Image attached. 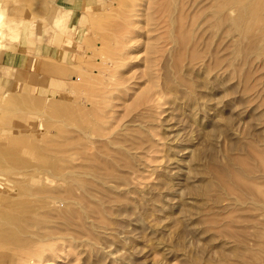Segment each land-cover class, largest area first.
Here are the masks:
<instances>
[{
    "label": "rangeland",
    "instance_id": "374dc122",
    "mask_svg": "<svg viewBox=\"0 0 264 264\" xmlns=\"http://www.w3.org/2000/svg\"><path fill=\"white\" fill-rule=\"evenodd\" d=\"M13 1L0 0V11L5 14L0 20V264H264V47L260 41L255 39L254 45L249 39L257 32L258 16L264 17V3L257 0L262 4L261 14L260 4L251 2L254 7L258 4L255 14L253 9L250 12L253 6L249 7V0H232L231 10L236 11H228L233 21L232 45L220 43L226 44L224 50L219 44L217 62L208 53L210 45L201 53L206 45L202 41L196 49L192 41H199L208 24L222 17L223 11H215L222 0H193V6L185 8L182 3L189 0ZM241 6L250 11L245 15ZM62 11L69 12V21L68 28L61 31L54 19ZM255 15L258 20L253 21ZM251 23L254 31L248 29ZM259 23L261 20L260 28L264 21L261 26ZM219 25L217 32L222 35L224 26ZM245 27L247 30L242 29ZM247 31L254 33L247 36ZM183 37L187 44L181 41ZM229 46L231 51L227 52ZM190 47L199 51L191 54V60L189 54L194 49ZM182 51L188 63L184 57L180 56L182 61L177 57ZM58 52L63 53L62 58ZM198 53L206 61L198 59ZM221 55L228 60L223 62ZM173 59L175 64L180 60L183 69L181 65L174 68ZM83 127H88L86 140L90 144L87 153L82 144L78 146L84 151L80 155L97 166L102 165L100 151H105L101 149L105 139L127 129L133 134L130 139L135 141V151L120 146L124 161L108 171L119 179L112 183L96 180V184L84 187V176L79 174V187L83 188L71 184L69 178L76 175L74 164L83 161V157H72V138L81 140ZM134 135L137 138L133 139ZM240 159L254 170L249 181L248 175L240 172ZM211 170H223L229 176L221 173L219 177L220 172L213 175ZM238 173L254 186L253 193H243L247 204L236 202L235 193L231 195L235 188L230 186V174ZM47 175L51 180L45 178ZM222 176L230 184L226 186L231 196L226 189L221 190L224 186L218 187ZM70 192L72 200L68 202ZM53 193L68 197L61 195L62 203L51 204L47 196ZM79 195L85 196L84 201ZM52 225L47 232L56 233L52 240L57 241L36 239L44 234L43 227ZM40 231L44 232L40 235Z\"/></svg>",
    "mask_w": 264,
    "mask_h": 264
},
{
    "label": "bare ground",
    "instance_id": "6f19581e",
    "mask_svg": "<svg viewBox=\"0 0 264 264\" xmlns=\"http://www.w3.org/2000/svg\"><path fill=\"white\" fill-rule=\"evenodd\" d=\"M9 1V0H8ZM16 1V0H15ZM15 1H13L14 2V4H15ZM104 1V0H103ZM103 1H101V2H103ZM158 1H160V0H158ZM186 1V0H185ZM195 1H198V0H195ZM220 0H218V2H219ZM238 1V0H237ZM250 1V3L253 1V0H249ZM257 1V0H256ZM19 2V1H18ZM20 2H21V0H20ZM24 2V1H23ZM193 2V0H191V2H190V0L189 1H187L186 3L183 1V8H185L186 6H188V5H190L191 4V6H193V4L195 3H192ZM216 2H217V0H216ZM217 2V3H218ZM239 2H242L241 4H244V2L243 1H239ZM238 2V3H239ZM261 2H263L264 3V1L263 0H261ZM17 3V2H16ZM220 4H217L216 5V7L215 8H217V10H215V11H217V12H221V11H223V13L224 14H221L222 15V17L220 18V19H215L214 21H212V22H210L207 26H208V28L207 29H205V31H203L201 34H199V33H197V34H199V36L200 37H198V39H199V41H195V42H193L191 39H188V40H191L192 41V43H193V45L192 46H195L196 47V49H197V47H198V45H200L201 44V42L202 43H204V45H206L204 48H201V46H200V48L201 49H203V50H200V52L202 53L203 51L204 52H206L207 50H208V53H209V55H212L213 57H215V61H217L218 62V58L220 57L219 55V52H220V45L222 46V44H220V43H222V42H226L227 44H228V42H230L231 41V39H232V30H231V24H232V18L230 17V14L231 13H229L228 11L230 10L231 12L233 11V12H235L236 13V11H234L235 9H233V10H231V6L233 5L232 4V0H222V1H220L219 2ZM234 3V2H233ZM247 3V5L249 4V2L247 1L246 2ZM252 3H256L255 2V0H254V2H252ZM251 3V5L249 6V7H252L253 6V8H246V6H245V8H246V12H247V10L248 11H250V12H252V9L254 10V9H256L257 8V5L258 4H260V2L258 3V1H257V5H255V7H254V5ZM120 4V3H119ZM118 4V5H119ZM160 4V3H159ZM216 4V3H215ZM240 4V5H241ZM121 5H122V3H121ZM120 5V6H121ZM239 5V6H240ZM108 6V5H107ZM181 6V5H180ZM243 6V5H242ZM241 6V7H242ZM181 7V8H182ZM207 7H209V6H207ZM212 7V6H211ZM233 7V6H232ZM244 7V6H243ZM243 7H242V10H243ZM264 7V6H263ZM259 9L260 8H262V4H260L259 5V7H258ZM257 8V9H258ZM16 9V8H15ZM160 9V8H159ZM190 10H191V8H189ZM188 9V10H189ZM241 9V8H240ZM256 9V10H257ZM264 9V8H263ZM49 10V9H48ZM71 10V9H70ZM152 10V9H151ZM181 10V9H180ZM183 10V13H184V11H185V9H182ZM212 10V9H211ZM262 9H260V10H258L259 12L261 11ZM59 11H60V9H59ZM239 11V10H238ZM244 11V10H243ZM257 11V12H258ZM264 11V10H263ZM262 11V12H263ZM245 12V11H244ZM246 12H245V15H246ZM250 12L248 13V15L250 14ZM259 12H258V15H259ZM262 12H260L261 14H262ZM187 13V12H186ZM216 13V12H215ZM215 13H213V14H215ZM253 13H255V14H257L256 13V11L254 10V12ZM252 13V14H253ZM264 13V12H263ZM59 14V13H58ZM130 14V13H129ZM195 14V13H194ZM202 14V13H201ZM217 14V13H216ZM234 14V13H233ZM252 14H250L249 16H251L252 17ZM92 15V14H91ZM182 15V14H181ZM180 15V16H181ZM217 15H219V14H217ZM217 15H215V16H217ZM220 15V16H221ZM232 15V14H231ZM238 15V14H237ZM241 15V14H240ZM244 15V14H243ZM257 15V16H258ZM93 16V15H92ZM129 16V15H128ZM192 16V15H191ZM214 15H213V17H215ZM254 16V15H253ZM256 15H255V18L253 19V21H256L255 19H257L258 20V18H256L257 17ZM262 16H264V15H262ZM130 17V16H129ZM174 17V16H173ZM196 17V16H195ZM195 17H193L192 19H195ZM211 17V16H210ZM247 18H249L248 16H246ZM245 17V18H246ZM258 17H260V19L258 20V21H256L255 23L257 24V28H256V30L254 29V25H253V23H251V24H249V28L248 29H250V30H255V31H257L256 33H254V32H251L250 31V33L251 34H249V32L247 31V36H252V33H254L253 34V37H254V39H253V37L251 38H249V39H252L253 41V44L255 43L254 42V40L256 39L257 41H260L261 42V44L263 45V47H264V23L262 24V22L264 21L263 19H264V17H262L261 18V16H258ZM4 18H5V14L3 13V12H1L0 11V20H4ZM179 18V17H178ZM180 19V18H179ZM184 19V18H183ZM208 19H210V18H208ZM237 19V18H236ZM45 20V19H44ZM55 21H54V25L59 29V30H65L66 28H68V21H69V12H61L58 16L56 15V17H55V19H54ZM261 20V24L263 25V26H261V24H260V28L258 27V22ZM263 20V21H262ZM23 21V20H22ZM179 21V20H178ZM192 21V20H191ZM194 21V20H193ZM193 21H192V23H193ZM232 21V22H231ZM241 21V20H240ZM125 22V21H124ZM185 22V21H184ZM195 22V21H194ZM197 22V21H196ZM207 22V21H206ZM209 22V21H208ZM207 22V23H208ZM17 23V22H16ZM71 23V22H70ZM154 23V22H153ZM172 23V22H171ZM170 23V24H171ZM191 23V24H192ZM204 23V22H203ZM202 23V24H203ZM220 23H222V25L224 26V28H223V30H222V35L219 33V32H217L221 27V25H219ZM231 23V24H230ZM249 23H250V19H249ZM254 23V24H255ZM1 24H3V23H1ZM0 24V25H1ZM11 24V23H10ZM15 24V23H14ZM242 24H243V21H242ZM255 24V25H256ZM16 25V24H15ZM196 25V24H195ZM17 26V25H16ZM150 26V25H149ZM181 26V25H180ZM206 26V25H205ZM204 26V27H205ZM206 26V27H207ZM242 26H245V24L244 25H242ZM172 27V26H171ZM195 27V26H194ZM203 27V26H202ZM246 27H248V26H246ZM246 27L245 28H242V29H245V30H247L246 29ZM253 29H252V28ZM256 27V26H255ZM191 28V27H190ZM197 27H195V29H196ZM259 28V29H258ZM184 29V28H183ZM234 29V28H233ZM258 29V30H257ZM189 30V29H188ZM244 30V31H245ZM179 31H180V29H179ZM178 31V32H179ZM243 31V32H244ZM44 33V32H43ZM191 33V32H190ZM181 34V33H180ZM249 34V35H248ZM121 35V34H120ZM188 35V34H187ZM244 35H245V32H244ZM174 36V35H173ZM181 36V35H180ZM184 36L186 37V33L184 34ZM246 36V37H247ZM189 37V36H188ZM235 37H237V36H235ZM242 37V36H241ZM244 37V36H243ZM256 37V38H255ZM18 38V37H17ZM195 38H197L196 37V34H195ZM161 40V39H160ZM186 40V38H184L183 37V40H181L182 42H185V44H187L186 42H188V41H185ZM196 40V39H195ZM243 40V39H242ZM68 41H69V39H68ZM191 41H190V44H191ZM256 41V42H257ZM198 42V44H195V43H197ZM205 42H206V44H205ZM242 42V41H241ZM247 42H249V41H247ZM252 42H251V44H252ZM65 43V42H64ZM181 43V42H180ZM240 43V42H239ZM244 43H245V41H244ZM190 44L188 43V45L190 46ZM220 44V45H219ZM229 44H231L232 45V43L230 42ZM256 44V43H255ZM254 44V45H255ZM261 44L259 43V45H258V43H257V45H258V47L259 46H261ZM207 45H210V47L206 50V47H207ZM219 45V46H218ZM234 45V44H233ZM180 46H181V44H180ZM189 46H186V47H189ZM223 46H224V48H223ZM222 46V49H224L225 50V47H226V44L225 45H223ZM252 47H254L253 45H251ZM124 47V46H123ZM182 47V46H181ZM258 47H256V48H258ZM191 49H194V47H190ZM199 48V49H200ZM231 48H232V46H231ZM181 49V48H180ZM191 49L189 50V52L191 51ZM222 49H221V51H222ZM253 49H255V48H253ZM263 49V48H262ZM177 50V49H176ZM183 50V49H182ZM187 50V49H186ZM188 50H187V52H188ZM206 50V51H205ZM227 52L230 50L231 51V49H230V46L229 47H227ZM178 51V50H177ZM195 51H197V50H192V53H188L190 56H191V58H190V60L192 59V56L193 55H191V54H193V53H196ZM261 51V50H260ZM197 52H199V51H197ZM264 52V51H263ZM183 53V54H182ZM121 54V53H120ZM178 54V53H177ZM181 54V55H180ZM177 57H179V59L182 61V59H183V57H184V60H186L187 58H185V55H184V51H182L181 53H180ZM205 54V53H204ZM221 54H224L223 53V51L221 52ZM228 54H230V53H228ZM103 55V54H102ZM195 55H197V58L199 57L200 59H202V61H206L204 58V56H202V57H204V58H201V56H199V53L198 54H195ZM207 55V54H206ZM57 56L58 57H60V58H62L63 57V53H61L60 54V52H58L57 53ZM93 56V55H92ZM166 56V55H165ZM180 56H182L181 58H180ZM187 56V55H186ZM208 56V55H207ZM206 56V57H207ZM219 56V57H218ZM222 56V58H223V55H221ZM248 56V55H247ZM118 57V56H117ZM173 57H175V56H173ZM230 57V56H229ZM228 56L226 57V58H229ZM44 58V57H43ZM196 58V57H195ZM198 58V59H199ZM222 58H220V60H219V62H221V59ZM225 58V57H224ZM222 59L223 60V62H224V60L225 59ZM97 59V58H96ZM113 59V58H112ZM175 59H177V58H175ZM189 59V58H188ZM186 60V62L187 61H189V60ZM196 60V61H198L199 62V60ZM204 59V60H203ZM213 59V58H212ZM103 60V59H102ZM109 60V59H108ZM179 60V61H180ZM195 60V59H194ZM207 60H208V57H207ZM226 60H228V59H226ZM225 60V61H226ZM230 60V59H229ZM173 61H175L174 59L172 60V62ZM178 61V62H179ZM254 61V60H253ZM45 62V61H44ZM105 62V61H104ZM103 62V63H104ZM107 62V61H106ZM116 62V61H115ZM178 62H177V60H176V64H175V62H173L174 64L173 65H176V67L175 66H173L174 68H179L180 67V65L182 64V63H180L179 65H178ZM185 62V61H184ZM192 62V61H191ZM191 62H189V66H190V64H191ZM208 62V61H207ZM231 62V61H230ZM252 62V61H251ZM47 63V62H46ZM101 63V62H100ZM110 64H112L113 65V60H111L110 59V62H109ZM188 63V62H187ZM211 63H212V60H211ZM226 63V62H225ZM253 63V62H252ZM47 64H49V63H47ZM81 64V63H80ZM116 64V63H115ZM169 64V63H168ZM197 64V63H196ZM199 64H201V63H198L197 65H199ZM45 65V64H44ZM58 65V64H57ZM182 65H184V64H182ZM182 65H181V69H183V67H182ZM202 65V64H201ZM212 65H213V68H214V61H213V63H212ZM211 65V66H212ZM227 65H229V67H230V65H231V63H229V64H227ZM243 65V64H242ZM263 65V64H262ZM48 66V65H47ZM51 66V65H50ZM65 66V65H64ZM107 66V65H106ZM116 66V65H115ZM185 66H187V65H185ZM204 66V65H203ZM218 66H219V64H218ZM232 66V65H231ZM239 66V65H238ZM244 66V65H243ZM114 67V66H113ZM194 67V66H193ZM192 67V68H193ZM224 67V66H223ZM226 67V66H225ZM228 67V66H227ZM262 67V66H261ZM108 68V67H107ZM184 68H186V67H184ZM195 68V67H194ZM212 68V67H211ZM216 68V67H215ZM220 68V67H219ZM240 68H242V67H240ZM249 68V67H248ZM170 69H173V68H170ZM181 69H180V72H181ZM198 69V68H197ZM221 69H222V67H221ZM227 69V68H226ZM225 69V70H226ZM246 69V68H245ZM244 69V70H245ZM51 70H53V69H51ZM107 70V69H106ZM105 70V71H106ZM113 70V69H112ZM111 70V71H112ZM169 70V69H168ZM177 70H179V69H177ZM177 70H176V72H177ZM188 70V69H187ZM215 70V69H214ZM217 70V69H216ZM224 70V69H223ZM228 70V69H227ZM226 70V71H227ZM229 70H230V68H229ZM247 70H249V69H247ZM46 71V70H45ZM54 71V70H53ZM52 71V72H53ZM110 71V70H109ZM183 71V70H182ZM194 71V69H192V72ZM207 71V70H206ZM212 71V73H213V70H211ZM256 71V70H255ZM259 71H260V69H259ZM51 72V71H50ZM113 72V71H112ZM170 72V71H169ZM187 72H189V71H187ZM217 72V71H216ZM219 72V71H218ZM258 72V71H257ZM54 73V72H53ZM107 73V72H106ZM177 73H179V71L177 72ZM182 73V72H181ZM181 73H179V75L181 76L182 74ZM211 73V72H210ZM248 73V72H247ZM246 73V75H248ZM28 74V73H27ZM57 74H59L58 72H57ZM56 73H54V75H57ZM114 74V73H113ZM174 74H176V73H174ZM208 74V73H207ZM214 74V73H213ZM217 74V73H216ZM254 74H256V73H254ZM104 75V74H103ZM177 75V74H176ZM210 75V74H209ZM231 75V74H230ZM245 75V76H246ZM57 76H60V74L59 75H57ZM76 76V75H75ZM98 76V75H97ZM96 76V77H97ZM167 76V75H166ZM178 76V75H177ZM176 76V77H177ZM179 76V78H181L182 79V76L180 77ZM245 76H244V79H245V81H247V79H248V76H246L247 77V79L245 78ZM28 77V76H27ZM107 77V76H106ZM110 77H112V75L111 74H109V78ZM213 77V76H212ZM250 77V76H249ZM169 78V77H168ZM178 77L177 78H175L176 80L177 79H179ZM95 79V78H94ZM112 79V78H111ZM170 80V79H169ZM180 80V79H179ZM183 80V79H182ZM182 80H180V81H182ZM80 81V80H79ZM208 81V80H207ZM169 82V81H168ZM212 82V81H211ZM215 82V81H214ZM82 83V82H81ZM181 83H183V82H181ZM186 82L184 81V83L183 84H185ZM190 83V82H189ZM188 83V84H189ZM205 83V82H204ZM244 82H242V84H243ZM85 84V83H84ZM178 84V83H177ZM187 84V85H188ZM194 84V83H193ZM201 84H203V83H201ZM215 84V83H214ZM178 85H180V84H178ZM182 85V84H181ZM190 85V84H189ZM196 85V84H195ZM198 85V84H197ZM184 86V85H183ZM189 87V86H188ZM164 88V87H163ZM162 88V89H163ZM166 88V87H165ZM185 88H186V86H185ZM169 89V88H168ZM167 89V90H168ZM174 89V88H173ZM177 89V88H176ZM184 89V88H183ZM182 89V90H183ZM171 91L173 92L174 90H172L171 89ZM146 92V91H145ZM148 93H150L151 94V92H148ZM174 93V92H173ZM209 93V92H208ZM166 94V93H165ZM164 94V95H165ZM181 94V93H180ZM196 94V93H195ZM88 95V94H87ZM156 94H154V96H155ZM159 95V94H158ZM163 95V96H164ZM76 96V95H75ZM95 96V95H94ZM92 98H93V96H91ZM140 97V96H139ZM144 97V96H143ZM167 97V96H166ZM192 97V96H191ZM89 98V97H88ZM92 98H89V99H92ZM145 98V97H144ZM141 99V98H140ZM146 99V98H145ZM149 99V98H148ZM97 100V99H96ZM147 100V99H146ZM190 100V99H189ZM192 100V99H191ZM98 101V100H97ZM193 101V100H192ZM191 101V102H192ZM211 101V100H210ZM82 102V101H81ZM84 102V101H83ZM99 102V101H98ZM144 102V101H143ZM87 103V102H86ZM185 103V102H184ZM52 104V103H51ZM83 104V103H82ZM197 104V103H196ZM201 104V103H200ZM47 105V104H46ZM89 105V104H88ZM141 105V104H140ZM76 106H78V105H76ZM95 106V105H94ZM98 106V105H97ZM101 106V105H100ZM193 107H194V105H192ZM54 107V106H53ZM90 107V106H89ZM88 107V108H89ZM91 107H93V106H91ZM91 107H90V109H91ZM196 107V106H195ZM200 107V106H199ZM72 108V107H71ZM85 108H86V106H85ZM191 108V107H190ZM94 109V108H93ZM99 109V108H98ZM154 109V108H153ZM200 109H202V108H200ZM43 110V109H42ZM52 110V109H51ZM58 110V109H57ZM81 110V109H80ZM92 110V109H91ZM103 110V109H102ZM193 109H191V111H192ZM197 110V109H196ZM54 111V110H53ZM145 111V110H144ZM209 111V110H208ZM56 112V111H55ZM77 112V111H76ZM96 112V111H95ZM99 112H101V111H99ZM141 112V111H140ZM81 113V112H80ZM138 113V112H137ZM195 113V112H194ZM36 114V113H35ZM47 114V113H46ZM84 114V113H83ZM92 113H90V115H91ZM59 115V114H58ZM95 115V114H94ZM140 115V114H139ZM195 115V114H194ZM85 117V116H84ZM134 117V116H133ZM136 117H138L139 118V116H135V118ZM85 119V118H84ZM134 119V118H133ZM137 119V118H136ZM29 120V119H28ZM27 120V121H28ZM66 120V119H65ZM86 120V122H87V119H85ZM84 120V121H85ZM89 120V119H88ZM26 121V120H25ZM26 121V122H27ZM30 121H32L31 119H30ZM43 121V120H42ZM59 121V120H58ZM92 121V120H91ZM94 121V120H93ZM81 122H83V120L81 121ZM86 122H84V123H86ZM90 121H88L87 123H89ZM97 122V121H96ZM134 122V121H133ZM29 123V122H28ZM84 123H80L81 125H83ZM86 123V124H87ZM92 122H90L89 124H91ZM100 123V122H99ZM210 123H211V121H210ZM79 124V125H80ZM96 124H98V123H96ZM101 124V123H100ZM99 124V125H100ZM30 125V124H29ZM63 125V124H62ZM92 125H93V123H92ZM94 125H95V121H94ZM83 126H85V125H83ZM97 126V125H96ZM95 126V127H96ZM136 126V125H135ZM33 127V126H32ZM79 127H81V126H79ZM93 127V126H92ZM123 127V126H122ZM169 127H170V125H169ZM90 128V127H89ZM131 128V127H130ZM135 128V127H134ZM43 129V128H42ZM149 129H150V127H149ZM170 129V128H169ZM172 129V128H171ZM46 130V129H45ZM78 130H79V128H78ZM97 130H99V126L97 127ZM96 130V128H94V130L93 131H97ZM125 130V129H124ZM124 130H122V131H124ZM167 130V129H166ZM173 130V129H172ZM172 130H171V132H172ZM50 131V130H49ZM82 132H83V138L80 140L79 138H75V137H73L72 138V140H74V143H73V148H75V151H73V153H72V157H74V159H77L78 158V156H80L81 158H82V160L81 159H79V160H81L80 162V164H78V163H76V161H75V163H76V165L74 164V166H73V168H72V171L76 174L75 176H72V177H70L69 178V180L71 181V184H74V185H77L78 187H75L76 189H81V188H83V187H79V180L77 179L78 178V176H79V174L80 175H83L84 176V178H85V176H90V177H92V179L90 178V180L88 181V179L89 178H80V179H82L83 181H81L82 183H84V184H86V185H84V187H86V186H92V184L91 183H94L96 180H103V181H105L106 183H108V182H114V180H116V179H119V177L117 176V175H114V174H112V173H109L108 171L109 170H115L117 167H119V165H121L120 164V161H124L123 159V155L125 154H123V152H124V149H122V148H120V146H122L123 147V145H127V150L128 151H130V150H133V151H135V149L137 148L136 147V144H135V141H132L131 139H130V136H132L133 134H130V133H128L129 131H128V129H127V131H125V132H121V133H115V134H113V137H109L108 139H105L104 141H103V146H101V149H105V151H100L101 152V154H102V157H103V160L101 159V161H102V165L101 166H97V165H95V164H93L94 163V161H93V163H91V161H89V157H85L84 155H80V151H83V150H87L88 149V146H89V144H90V142L89 143H87V140H86V138H87V136H88V127L86 128V129H84V127H83V129L81 130ZM134 131V130H133ZM169 131L170 130H168V133H167V131H166V133H167V135L166 136H169L168 134H169ZM36 132V131H35ZM78 132V131H77ZM180 132V131H179ZM212 132V131H211ZM34 133V132H33ZM92 133V132H91ZM134 133V132H133ZM173 133H175V132H173ZM214 133V132H213ZM54 134V133H53ZM79 134V133H78ZM103 134V133H102ZM140 134V133H139ZM177 133H175V135H176ZM81 135V134H80ZM174 135V134H173ZM91 136V135H90ZM89 136V137H90ZM110 136V135H109ZM136 136H138V135H136ZM135 135L133 136V139H135L134 137H136ZM140 136V135H139ZM142 136V135H141ZM22 137V136H21ZM92 137V136H91ZM94 137V136H93ZM92 137V138H93ZM173 136H170V138H172ZM41 138H43V137H41ZM137 138V137H136ZM143 138V137H142ZM166 138V137H165ZM169 138V137H168ZM169 138V139H170ZM177 138V137H176ZM15 139V138H14ZM21 139V138H20ZM140 139H141V137H140ZM147 139V138H146ZM149 139H151V138H149ZM168 139V140H169ZM23 140V139H22ZM24 140H26V139H24ZM84 140V141H83ZM90 140V139H89ZM137 140V139H136ZM167 140V141H168ZM30 141V140H29ZM93 141V140H92ZM140 141V140H139ZM146 141V140H145ZM25 142V141H24ZM131 142V143H130ZM169 142H170V140H169ZM172 142V141H171ZM140 143H142V140H141V142ZM152 143V142H151ZM80 144H82L83 146H82V149L83 150H81L78 146L80 145ZM88 144V145H87ZM57 145V144H56ZM91 145H92V143H91ZM94 145V144H93ZM37 146V145H36ZM49 146V145H48ZM47 146V147H48ZM124 148V147H123ZM173 148V147H172ZM53 149V148H52ZM55 149V148H54ZM54 149H53V151H54ZM57 149V148H56ZM91 149V148H90ZM58 150V149H57ZM61 150V149H60ZM63 150V149H62ZM66 150V149H65ZM169 150V149H168ZM89 150H87V151H85L86 153L88 152ZM36 152V151H35ZM55 152V151H54ZM58 152V151H57ZM60 153H61V151H59ZM84 152V151H83ZM32 153V152H31ZM59 153V154H60ZM139 153V152H138ZM55 154V153H54ZM57 154V153H56ZM83 154H85V153H83ZM95 154H98V153H95ZM94 154V155H95ZM22 155H23V153H22ZM35 155V154H34ZM61 155V154H60ZM63 155V154H62ZM174 155V154H173ZM70 156V155H69ZM90 156V155H89ZM99 156V155H98ZM118 156V157H117ZM167 156V155H166ZM59 157V156H58ZM171 157V156H170ZM32 158V157H31ZM98 158V157H97ZM46 159V158H45ZM168 159V158H167ZM232 160V159H231ZM50 161V160H49ZM74 161V160H73ZM171 161L172 160H170L169 159V162L171 163ZM176 161V160H175ZM178 161V160H177ZM238 161V165H240V167H241V169H242V171H240V172H243L242 174H245V175H248L247 176V180L249 181V177H250V175H252V173H253V171L254 170H252L251 168H250V165L248 164V163H246L245 161H243L242 159H240V160H237ZM263 161V160H262ZM46 162V161H45ZM44 162V163H45ZM68 162V161H67ZM95 162H98L97 160L95 161ZM125 162L126 163H128L127 162V160H125ZM173 162V161H172ZM178 162H181V161H178ZM178 162H176V163H178ZM71 162H69V165H71L70 164ZM101 163V162H100ZM174 163V162H173ZM172 163V164H173ZM263 163H264V161H263ZM48 164V163H47ZM62 164H63V162H62ZM168 164V163H167ZM233 164V163H232ZM60 165H61V163H60ZM235 165V164H234ZM45 166V165H44ZM48 166H49V164H48ZM53 166H54V164H53ZM227 166H229V165H227ZM46 167H47V165H46ZM130 167V166H129ZM259 167H261L262 168V166L260 165ZM263 167H264V164H263ZM48 168V167H47ZM60 168H61V166H60ZM69 168V167H68ZM212 168V167H211ZM210 168V169H211ZM215 168V167H214ZM49 169H52V168H49ZM59 169V168H58ZM64 169V168H63ZM209 169V170H210ZM213 169V168H212ZM221 169V168H220ZM232 169L233 168H231V170L230 171H232ZM240 169V170H241ZM12 170V169H11ZM83 170V171H82ZM98 170V171H97ZM100 170H102V171H106V173L105 174H100L99 175V173H101V172H99ZM208 170V171H209ZM236 170V168H234V170L233 171H235ZM36 171V170H35ZM49 171V170H48ZM82 171V172H81ZM207 171V169H206V172H208ZM213 171V172H212ZM215 171V172H214ZM221 171H223V170H221ZM221 171H216V170H211V172L213 173V175L214 174H217V172H220V175H219V177L221 176V173L223 174V175H226L227 173H223L224 171H225V166H224V171L223 172H221ZM263 171H264V169H263ZM8 172V171H7ZM99 172V173H98ZM205 172V171H204ZM205 172V173H206ZM35 173V172H34ZM39 173V172H38ZM204 173V174H205ZM235 173H236V171H235ZM207 174H209L210 175V173H207ZM7 175H8V173H7ZM37 175V174H36ZM63 175V174H62ZM193 175H195V174H193ZM240 173H238V175H232V174H230V180L232 181V183L233 184H229V182H228V180L226 181V179L227 178H224L223 176V178L222 179H220V181H219V186L218 187H221L220 185H222V186H224V187H221V190H222V188L225 190H227V194L229 193V192H231L230 191V189H229V192H228V188H229V185L232 187V186H234L233 188H235V191L233 190V188H231V190H233L231 193V195H233L234 193H235V195H233L234 196V200L237 202H239V203H246V201H245V197H247L245 194H243V193H253V184H252V186H251V184H248V183H246V181L244 180V179H242V178H245V176L244 175H240ZM226 176H229V175H226ZM242 176V177H241ZM41 177V176H40ZM211 177V176H210ZM218 177V178H219ZM47 180H51V178H50V176L49 175H47L46 177H45ZM216 178V177H215ZM229 178V177H228ZM241 178V179H240ZM8 179V178H7ZM254 179V178H253ZM122 180H123V178H122ZM212 180V179H211ZM209 181H210V179H209ZM247 181V182H248ZM251 181V180H250ZM62 182L64 183V182H66V179H63L62 180ZM97 182V181H96ZM96 182H95V184H96ZM207 182H208V180H207ZM216 182V181H215ZM252 182V181H251ZM22 183V182H21ZM53 184H54V182H53ZM64 184H66V183H64ZM215 184V183H214ZM55 185V184H54ZM99 185V184H98ZM216 185V184H215ZM228 186V188H227V186ZM255 185V184H254ZM101 186V185H100ZM99 186V187H100ZM16 187V186H15ZM63 187V186H62ZM69 187V186H68ZM206 187V186H205ZM11 188H14V187H11ZM17 188V187H16ZM75 188H73L74 190H75ZM88 188V187H87ZM86 188V189H87ZM101 188V187H100ZM99 188V189H100ZM104 188V187H103ZM214 188H215V186H214ZM15 189V188H14ZM38 189V188H37ZM132 189V188H131ZM220 189V188H219ZM129 190V189H128ZM206 190V188L204 189V191ZM236 190H237V193H236ZM255 190H256V187H255ZM254 190V191H255ZM262 190V189H261ZM72 191V190H71ZM81 191V190H80ZM130 191V190H129ZM263 191V190H262ZM260 192V193H263V192ZM82 192V191H81ZM88 192V191H87ZM86 192V193H87ZM104 192H106L105 190H104ZM56 193V192H55ZM55 193H53V195L51 194V195H49V196H47V199H48V201L51 203V204H56V203H62L63 202V200H64V198H62V197H66L65 195L63 196V194H61L62 195V197H61V195H55ZM83 193V192H82ZM89 193V192H88ZM217 193V192H216ZM256 193V192H255ZM14 194V193H13ZM21 194V193H20ZM24 194V193H23ZM57 194V193H56ZM80 194V193H79ZM95 194V193H94ZM206 194H208V193H206ZM12 195V194H11ZM19 195V194H18ZM27 195V194H26ZM71 192L69 193V199L67 200L68 202H70L71 200H72V198H71ZM73 195H75V194H73ZM77 195V194H76ZM85 195V194H84ZM103 195V194H102ZM201 195V194H200ZM204 195V194H203ZM211 195V194H210ZM229 195V194H228ZM231 195H229V196H231ZM245 195V196H244ZM80 197H82V200L83 199H85V196L83 197L82 195H79ZM131 196V195H130ZM252 196H256V195H253L252 194ZM258 196V195H257ZM15 197V196H14ZM67 197H68V195H67ZM66 197V198H67ZM210 197V196H209ZM31 198V197H30ZM74 199H75V197H73ZM208 198V197H207ZM254 199H255V197H253ZM259 198V197H258ZM257 198V199H258ZM263 198V197H262ZM66 200V199H65ZM70 200V201H69ZM76 200V199H75ZM87 200V199H86ZM111 200V199H110ZM115 200H116V198H115ZM244 200V201H243ZM246 200H247V198H246ZM84 201V200H83ZM230 201V200H229ZM257 201V200H256ZM261 201V200H260ZM66 202V201H65ZM88 202V201H87ZM264 202V201H263ZM262 202V203H263ZM33 203V202H32ZM45 203V202H44ZM67 203V202H66ZM72 203V202H71ZM123 203V202H122ZM244 203V204H245ZM121 204V203H120ZM241 204V205H242ZM247 204V203H246ZM60 205V204H59ZM58 205V206H59ZM64 205H65V203H64ZM62 206V205H61ZM76 206V205H75ZM112 206V205H111ZM121 206V205H120ZM245 206H247V205H245ZM47 207V206H46ZM64 207V206H63ZM69 207V206H68ZM67 207V208H68ZM86 207V206H85ZM262 207V206H261ZM52 208H54V207H52ZM255 208V207H254ZM72 209H73V207H72ZM116 209V208H115ZM226 209V208H225ZM239 210V209H238ZM65 211V210H64ZM99 211V210H98ZM110 211V210H109ZM263 211V210H262ZM66 213H67V211H65ZM242 212V211H241ZM251 212V211H250ZM255 212V211H254ZM32 213V212H31ZM90 213H91V211H90ZM243 213H245V212H243ZM259 213V212H258ZM56 214V213H55ZM80 214V213H79ZM121 214V213H120ZM196 214V213H195ZM261 214H262V212H261ZM30 215V212H29V214H28V216ZM33 215V214H32ZM68 215V214H67ZM256 215V214H255ZM25 216V215H24ZM40 216V215H39ZM44 216V215H43ZM93 216V215H92ZM257 216V215H256ZM263 216V215H262ZM36 216H34V218H35ZM42 217V216H41ZM48 217H50V216H48ZM73 217V216H72ZM26 218H27V216L24 218L25 220H26ZM38 218V217H37ZM57 218V217H56ZM232 218V217H231ZM259 218H260V216H259ZM39 219V218H38ZM65 218H63L62 220H64ZM70 219V218H69ZM91 219V218H90ZM102 219V218H101ZM238 220L240 219V218H237ZM243 219V218H242ZM27 221V223L28 224H30V222H28V220H26ZM30 221H31V219H30ZM37 221V220H36ZM39 221H40V219H39ZM97 221V220H96ZM249 221V220H248ZM79 222H81V221H79ZM103 222V221H102ZM101 222V223H102ZM116 222V221H115ZM245 222H246V220H245ZM52 223V222H51ZM69 223V222H68ZM77 223V222H76ZM106 223V222H105ZM213 223V222H212ZM215 223V222H214ZM213 223V224H214ZM217 223V222H216ZM239 222L237 221V224H238ZM36 224H37V222H36ZM42 223H39V225H41ZM107 224H108V222H107ZM106 224V225H107ZM111 224V223H110ZM240 224V223H239ZM242 224V223H241ZM25 225V224H24ZM38 225V226H39ZM45 225V224H44ZM70 225V224H69ZM73 225V224H72ZM95 225V224H94ZM229 225V224H228ZM249 225V224H248ZM260 225V224H259ZM30 226V225H29ZM32 226H35V225H32ZM46 226V225H45ZM60 226V225H59ZM71 226V225H70ZM75 226V225H74ZM82 226V225H81ZM213 226V225H212ZM240 226V225H239ZM40 227H42V226H40ZM55 227V226H54ZM72 227V226H71ZM94 227V226H93ZM108 227H109V225H108ZM15 228V227H14ZM28 228H30V227H28ZM45 228L47 229V230H45ZM51 228H53V225L51 226V227H43L42 228V230H44V231H42V232H44V234L43 235H41V231L39 232L40 233V235H41V237H42V239H41V237L38 235V238H36V239H39L40 241H44L46 238L48 239L47 240V242H49V239H53V237L55 236H57L56 235V233H48L47 231H49ZM58 228V227H57ZM60 228V227H59ZM75 228V227H74ZM111 228V227H110ZM109 228V229H110ZM249 228V227H248ZM252 227H250V229H251ZM31 229H33V228H31ZM61 229V228H60ZM250 229H248V230H250ZM23 230V229H22ZM25 230V229H24ZM34 230V229H33ZM54 230V229H53ZM53 230H52V232H53ZM59 230V229H58ZM87 230V229H86ZM30 231H32V230H30ZM55 231V230H54ZM69 231H71V230H69ZM189 231H190V229H189ZM241 231V230H240ZM246 231H247V229H246ZM56 232H57V230H56ZM111 232V231H110ZM109 232V233H110ZM195 232V231H194ZM23 233V232H22ZM35 233H37L38 234V232H36L35 231ZM57 233H59V232H57ZM257 233V232H256ZM260 233H262V232H260ZM28 234H30V232H28ZM32 234H34V232H32ZM37 234L35 235L34 234V236H36L37 237ZM60 234V233H59ZM71 234H73V232L71 233ZM195 234V233H194ZM247 234V233H246ZM253 234V233H252ZM128 235V234H127ZM260 235V234H259ZM27 236V235H26ZM244 236H246L245 234H244ZM25 237V236H24ZM32 237V236H31ZM30 237V238H31ZM68 237V236H67ZM257 237V236H256ZM43 238H44V240H43ZM97 238H98V236H97ZM25 239V241H26V238H24ZM28 240H29V237L27 238ZM35 239V238H34ZM57 239V238H56ZM55 239V240H56ZM68 239V238H67ZM243 239V238H242ZM32 240H33V238H32ZM38 240V241H39ZM50 240V241H51ZM55 240L53 241V242H55ZM58 240V239H57ZM56 240V241H57ZM24 241V242H25ZM29 241H31V239L29 240ZM36 241V240H35ZM38 241H36V242H38ZM39 241V242H40ZM241 241V240H240ZM32 242V241H31ZM35 242V243H36ZM68 242V241H67ZM71 242V241H70ZM78 242V241H77ZM244 242V241H243ZM16 243V242H15ZM20 242H18V244H19ZM23 243V242H22ZM25 243H27V242H25ZM34 243V244H35ZM50 243V242H49ZM52 243V242H51ZM69 243V242H68ZM81 243V242H80ZM236 243V242H235ZM17 244V243H16ZM21 244V243H20ZM42 244H44V243H42L41 242V245L39 246L40 248H41V246H42ZM46 244H48V243H46ZM55 244V243H54ZM103 244V243H102ZM13 245V244H12ZM33 245V242H32V244H31V246ZM36 245H37V243H36ZM101 245V244H100ZM10 247V246H9ZM13 247V246H12ZM19 247V246H18ZM103 247V246H102ZM16 248H17V246H16ZM29 248V247H28ZM30 248H32V249H34L33 247H30ZM35 248H36V246H35ZM44 248V247H43ZM39 248H37V250H38ZM7 250V249H6ZM11 250H13V249H10V251ZM17 250H19V249H17ZM102 250V249H101ZM9 251V250H8ZM25 251V250H24ZM35 251H36V249H35ZM20 252V251H19ZM32 252H33V250H32ZM11 253H12V255H13V251H11ZM25 253H26V251H25ZM247 253V252H246ZM5 254V253H4ZM8 254V253H7ZM21 254H22V250H21ZM21 254H18L19 256L21 255ZM16 255V257L15 258H17V254H15ZM27 255V254H26ZM30 255V254H29ZM29 255H27L28 257H29ZM31 255H33V254H31ZM54 255V254H53ZM118 255V254H117ZM247 255V254H246ZM250 255V254H249ZM249 255H247V256H249ZM8 257H10L11 258V256H9V255H7ZM22 256V255H21ZM5 257V256H4ZM8 257H5V258H8ZM12 257H14V256H12ZM251 257V256H250ZM2 258V257H1ZM10 258H8L9 259V261H11V259ZM14 258V259H15ZM20 258V257H19ZM25 258H27L26 256H25ZM28 260H27V263H28V261H29V258H27ZM54 259V258H53ZM248 259V258H247ZM254 259H255V257H254ZM7 260V259H6ZM20 260H21V258H20ZM244 260H246V259H244ZM16 261V260H15ZM14 261V262H15ZM240 261V260H239ZM3 262V261H2ZM6 263H7V261H5ZM21 262V261H20ZM36 262V261H35ZM244 262H246V261H244ZM248 262V261H247ZM256 262H258V261H256ZM12 263V262H11ZM22 263V262H21ZM242 263V262H241ZM37 264H39V263H37ZM235 264V263H234ZM243 264V263H242ZM252 264V263H251ZM260 264H261V262H260Z\"/></svg>",
    "mask_w": 264,
    "mask_h": 264
}]
</instances>
